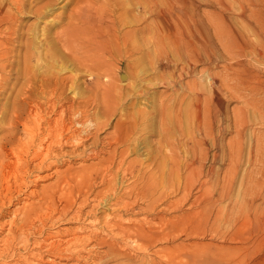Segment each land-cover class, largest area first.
Returning a JSON list of instances; mask_svg holds the SVG:
<instances>
[{
  "label": "rangeland",
  "instance_id": "obj_1",
  "mask_svg": "<svg viewBox=\"0 0 264 264\" xmlns=\"http://www.w3.org/2000/svg\"><path fill=\"white\" fill-rule=\"evenodd\" d=\"M127 1L129 5L125 4L122 8L107 6L114 11L113 17L118 19L116 28L114 31L110 28V33L130 35L127 37V42H130V45L127 43L130 50L127 60H119L117 64L132 73L128 72L130 77L125 85L122 86V82L118 84L124 91L123 101L128 105V113L133 110L130 115L136 116L135 113L143 106L152 115L151 120L142 119L140 123L144 127L153 126L148 132L142 130L143 126L135 132L133 137L141 147L137 151L136 146L131 145L133 152L130 150L129 160L132 164H143L151 172L162 162L161 175L165 172L169 178L168 153L163 150L164 147H160L159 140L163 136L154 127L160 124L161 117L156 114L153 102L167 104L172 101L167 106L171 111L174 105L171 111L174 115H177L179 107L186 111L183 122L180 123L179 120L174 125L173 138L177 141L175 156L176 160L179 159L175 176L178 181L175 179L170 185L166 180L163 186L160 182L158 193L153 185H147L149 174H141L140 178L131 176L128 181L131 188L143 186L144 192L146 189L144 203L160 199L157 210L142 212L136 217L146 222V226L153 227V230H159L163 238L154 239L157 242L153 243V239L145 241L131 237L127 249L131 259L120 256L112 258L116 260H106L103 264H264V0ZM63 4L64 1L58 6ZM74 5L66 10L62 7L55 8L43 19H39L34 13L24 12L18 15L12 25L5 22L0 25V40L7 41V37L11 36L10 33L7 34L8 28L11 27L24 36L21 43H13V40L8 42L5 49L9 53L2 62L7 60L11 65L6 64L4 70L0 66V139L10 134L15 112L19 110L15 97L20 90L25 89L22 88L25 81L16 79L17 70L25 67V45L32 30L37 28L34 32H39V36H42L40 30L49 19H55L62 12L69 14ZM67 21L66 18L64 25L53 31L66 26ZM139 28H143L140 35L137 34ZM144 37L148 38L145 42L147 45L142 41ZM137 39L142 45L141 51L136 48ZM140 56H144V59ZM138 63L142 67L145 64L146 69H142ZM89 79L88 74L81 76L80 88L87 86ZM138 83H141V87L138 85L136 88H142L144 95L141 98H137L136 94L132 95L133 89L129 86H137ZM29 85L35 86L32 83ZM178 90L180 93L176 96ZM196 92L210 101V137L206 136L204 119L200 120L196 113ZM72 93L75 91L69 90L70 96ZM137 101L141 102H138L141 107H136L137 111H134L130 104ZM111 118L102 136L114 131L113 127L120 114H113ZM18 129L21 127L18 126ZM203 138L206 139L205 144L187 150V145L193 146ZM214 140L217 143L215 145ZM156 154L158 157L152 161ZM204 155L202 162L196 160L193 163L195 157L201 159ZM154 163L157 164L156 167ZM149 164L150 168L147 167ZM191 166L193 170L190 169ZM138 169L139 165L136 167ZM172 188L176 191L168 195ZM160 193L168 196L160 198ZM73 225L75 226L61 222L52 229L70 228Z\"/></svg>",
  "mask_w": 264,
  "mask_h": 264
},
{
  "label": "bare ground",
  "instance_id": "obj_2",
  "mask_svg": "<svg viewBox=\"0 0 264 264\" xmlns=\"http://www.w3.org/2000/svg\"><path fill=\"white\" fill-rule=\"evenodd\" d=\"M63 1L60 7L64 10L75 4L72 12H62L56 17L58 19H49L40 30L42 36L34 32L37 28L33 29L25 45L23 58L26 64L17 70L16 78L25 81L22 85L25 89L20 90L15 97L19 113L15 112L11 130L7 129L10 134L0 139V264H103L106 260L120 256L131 259L127 253L131 237L145 241L153 239V243L157 242L154 239L163 237L159 230H153V227L146 226V222L136 217L142 212H153L160 199L144 203L146 189L144 192L143 186L131 188L128 186L129 178L149 174L147 185H153L157 193L160 182L163 186L166 180L170 185L178 181L175 176L179 159L177 161L175 156L177 141L173 138L174 125L179 120L183 122L186 110L179 107L177 115H174L171 112L174 105L171 111L167 106L172 101L167 104L153 102L156 114L161 117L160 124L154 127L163 136L159 144L168 153L170 166L166 162L169 169H165H168L169 178L165 172L161 175L162 162L159 165L157 161L158 166L154 163L157 168H151L153 170L150 172L143 164L133 162V165L129 160L131 145L136 146L137 151L141 147L133 137L143 126L140 122L152 114L137 101L130 105L134 109L140 106L141 109H135L137 115L131 116L133 110L128 113L124 91L118 84L122 82L121 85H125L130 77V70L117 64L129 54L130 42H127V37L130 35L110 33V28L113 31L116 28L118 19L113 17L114 11L108 7L128 6L127 0H0V25L4 22L12 25L18 15L24 12L34 13L39 19L46 18L55 8H60L58 5ZM66 18V26L53 31L64 25ZM8 29L6 33L11 36L7 37V41L0 40V66L3 70L6 64H10L7 60L2 62L9 53L5 46L9 45L10 40L21 43L24 38L12 27ZM141 32L143 28L137 30V34ZM147 39L144 37L141 40L145 43ZM139 40L136 48L141 51ZM140 58L144 59V56ZM138 66L141 65L138 63ZM86 74L90 81L82 89L79 79ZM140 84L129 85L133 89L132 95L136 94L137 98L144 96L142 88H136ZM69 90L75 93L70 96ZM179 93L178 90L175 95ZM195 99L196 113L200 120L204 119L206 136L210 137V101L199 93ZM116 113L120 114V118L113 127L114 131L102 136L111 115ZM151 127L143 126L142 130L147 131ZM205 142L203 138L193 146L187 145V150L195 149ZM159 151L162 152L161 149ZM155 157H158L157 154L152 157V161ZM204 159L205 155L201 159L195 157L193 163ZM138 165L139 169L136 170ZM147 167L150 168V164ZM190 169L193 170L192 166ZM53 179L54 182L41 185ZM175 191L172 188L168 195ZM159 195L162 198L163 194ZM61 222L75 226L52 229Z\"/></svg>",
  "mask_w": 264,
  "mask_h": 264
}]
</instances>
